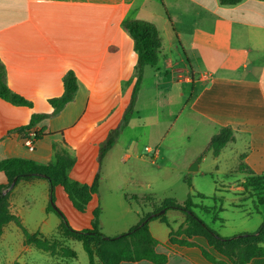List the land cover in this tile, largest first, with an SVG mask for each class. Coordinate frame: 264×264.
<instances>
[{"label": "crops", "instance_id": "obj_1", "mask_svg": "<svg viewBox=\"0 0 264 264\" xmlns=\"http://www.w3.org/2000/svg\"><path fill=\"white\" fill-rule=\"evenodd\" d=\"M131 19L157 27L159 61L145 67L135 112L99 169V146L120 123L136 81L135 41L124 26ZM0 61L8 88L31 102L30 107L16 106L0 99V160L48 164L57 146L75 158L69 170L72 181L91 185L100 171L99 193L85 212L70 204L61 187L55 188V205L74 229L91 227L93 211L100 206L103 233L128 231L167 199L161 194L172 186L170 176L186 187L172 197L178 203L190 192L186 176L193 192L221 199H210V205L204 204L206 199L195 202L216 207L208 212L210 222L223 237L255 232L264 221V204L256 207L254 198L245 197L241 182L246 174L238 170L245 164L255 174L264 173V0L235 5L219 0H0ZM70 71L77 78L76 92L55 112L51 100L64 93ZM34 114L48 117L29 127L34 139L30 150L19 129ZM222 127L233 129L234 140L217 156L209 152L199 157ZM229 145L235 162L224 170L221 162ZM194 162L197 169L191 171ZM218 173L225 179L215 180ZM209 175L210 183L201 179ZM6 183L0 171V186ZM50 190L47 179L31 178L20 179L6 192L10 213L30 233L51 237L58 232L62 220L47 210ZM240 191L242 200L233 194ZM132 195L151 199L127 201L125 196ZM165 216L168 224L149 222L160 242L156 250L168 256L165 264H214L201 247L228 261L203 236H194L193 246L171 244V232L185 223L186 215L167 210ZM42 252L25 244L14 221L3 227L0 264L57 261ZM247 264H264V256Z\"/></svg>", "mask_w": 264, "mask_h": 264}, {"label": "trees", "instance_id": "obj_2", "mask_svg": "<svg viewBox=\"0 0 264 264\" xmlns=\"http://www.w3.org/2000/svg\"><path fill=\"white\" fill-rule=\"evenodd\" d=\"M223 5H235L242 0H219ZM128 33L135 41L137 53L136 81L129 100L126 103L125 111L118 126L111 130L105 141L99 146L98 164L99 169L105 155L117 142L121 132L127 127L132 115L135 112V105L141 88L144 69L146 66H156L159 61L161 39L157 27L149 21L131 19L124 22ZM77 89V78L73 72H68L64 78V93L62 96L52 99L51 104L54 111H60L63 106L71 101ZM0 99H3L16 106H31L18 94L13 93L5 81V72L0 61ZM48 117L47 114H34L30 123L19 129L24 138L28 137L30 126ZM44 135L36 133V137ZM234 140V131L230 127H222L213 135L203 149L199 157L212 152L217 156L221 150ZM54 160L48 164H39L33 160L23 158H7L0 160V171L7 177V183L0 186V234L3 227L10 221H14L24 233L25 244L49 253L53 257L64 260L76 258V253L67 244L61 243L60 238L80 241L86 251L89 264H120L121 262H136L148 260L154 264H165L168 256L160 253L156 247L160 242L152 235L149 229V222L159 219L168 224L165 212L167 210H180L186 215L185 223L177 230H173L170 236V243L177 245L193 246L191 239L194 236L205 237L221 255L228 261L218 260L206 249L201 247L204 257L214 264H247L252 258L264 256V221L255 232L237 234L232 237H223L206 224L194 211L201 208L206 212L215 211L216 207H208L197 204L195 199H212L221 201L216 194L206 196L199 192H193L191 178L186 176L190 192L183 203H178L172 198L163 199L159 206L150 213L143 215L138 224L128 231L115 236H108L102 232L99 226V218L102 208L98 206L93 211L91 227L85 229H74L68 222L65 215L55 205V188L61 187L65 192L70 204L79 212H85L92 198L99 193L100 171L95 174L91 185H82L69 178V170L75 163V158L65 148L54 146ZM240 172L246 174L241 182L244 193L255 199V206L264 204V173L255 174L245 164L238 167ZM45 178L50 183V202L47 210L56 212L62 223L57 234L45 237L40 232L30 233L22 225L20 219L9 211L8 195L4 190L15 185L20 179ZM127 201L151 199V197H139L137 195L125 196ZM161 210H164L161 213ZM218 219V218H217ZM13 264H23L15 261ZM58 264V263H53Z\"/></svg>", "mask_w": 264, "mask_h": 264}, {"label": "rangeland", "instance_id": "obj_3", "mask_svg": "<svg viewBox=\"0 0 264 264\" xmlns=\"http://www.w3.org/2000/svg\"><path fill=\"white\" fill-rule=\"evenodd\" d=\"M231 145L228 146V149H226L224 151V155H223V159H222V169L226 170L229 166L232 165V163L235 162V158L231 159L229 158V156L231 155V149L230 148ZM215 180H224L225 177L222 176V174L218 173L217 176H215ZM202 180L206 181V182H211V180L213 179V177L211 175L207 176V177H201ZM168 182L169 184H171L172 186H170L168 189H166L164 192H162V196L163 198H172L174 196H178L179 195V187H183V188H186L185 185L182 183L181 179L180 178H177V177H174V176H170L168 177ZM239 184V183H238ZM240 192H233L234 195H237L239 200H242L244 199L246 196H248L247 193H244L245 194V197L243 194H240ZM210 199H206V201L204 200V204L205 205H210ZM196 213H197V210H194ZM234 211H231V210H228L227 213L228 214H231L233 213ZM197 215L206 223L208 224L210 227H212L213 229V226L214 225L212 222H210V218L212 217V214L204 211V210H200ZM60 242L61 243H64V244H67V245H70V247H72L73 250L76 251L77 253V256L75 259L71 260L69 264H89V258H88V255L86 253V251L84 250L83 246H82V243L80 241H75V240H71V241H68L67 243H65L66 241L63 239L60 238ZM42 254H46L44 253V251L42 252ZM47 256V255H45ZM55 258L57 259L56 263L58 264H65L64 262H66L64 259H61L59 257H56ZM59 259V260H58ZM97 264H100L99 262Z\"/></svg>", "mask_w": 264, "mask_h": 264}, {"label": "built area", "instance_id": "obj_4", "mask_svg": "<svg viewBox=\"0 0 264 264\" xmlns=\"http://www.w3.org/2000/svg\"><path fill=\"white\" fill-rule=\"evenodd\" d=\"M30 135L31 134H29L28 137L25 138V143L30 150H34V139ZM145 150L150 152L149 147H146Z\"/></svg>", "mask_w": 264, "mask_h": 264}, {"label": "water", "instance_id": "obj_5", "mask_svg": "<svg viewBox=\"0 0 264 264\" xmlns=\"http://www.w3.org/2000/svg\"><path fill=\"white\" fill-rule=\"evenodd\" d=\"M197 169V162H194L192 168L190 169L191 171H194ZM11 188V187H10ZM9 188H7L6 190H4V193H6L8 191ZM164 210H161V213H163Z\"/></svg>", "mask_w": 264, "mask_h": 264}]
</instances>
